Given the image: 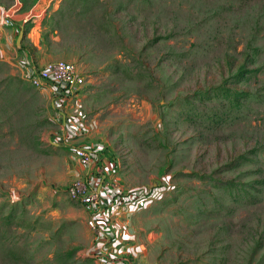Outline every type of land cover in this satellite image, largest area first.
Returning <instances> with one entry per match:
<instances>
[{"label": "rangeland", "instance_id": "rangeland-1", "mask_svg": "<svg viewBox=\"0 0 264 264\" xmlns=\"http://www.w3.org/2000/svg\"><path fill=\"white\" fill-rule=\"evenodd\" d=\"M0 6V264L105 261L64 191L74 146L97 141L147 199L113 220L112 262L264 264V0ZM56 59L85 81L64 103L26 78Z\"/></svg>", "mask_w": 264, "mask_h": 264}, {"label": "built area", "instance_id": "built-area-1", "mask_svg": "<svg viewBox=\"0 0 264 264\" xmlns=\"http://www.w3.org/2000/svg\"><path fill=\"white\" fill-rule=\"evenodd\" d=\"M10 17V11L0 6V23H7ZM26 78L35 87L52 86L59 103H64L71 95L81 92L85 84L83 74L73 63L64 59L50 60L39 66L30 65ZM74 151L78 161L86 166L89 172L85 176L74 179L64 188V191L71 200L85 208L94 232L105 237L104 241L101 239L103 243L101 251L104 254L106 249L103 247L110 242V237L113 239L115 235L112 228L114 217L121 215L132 205H136L137 208L144 207L147 199L142 191L127 192L109 179L110 161L103 142L74 146ZM13 198L20 199L15 194ZM112 239L110 244L115 240ZM113 252L111 250L105 254L106 259L102 264L118 262H112Z\"/></svg>", "mask_w": 264, "mask_h": 264}, {"label": "crops", "instance_id": "crops-1", "mask_svg": "<svg viewBox=\"0 0 264 264\" xmlns=\"http://www.w3.org/2000/svg\"><path fill=\"white\" fill-rule=\"evenodd\" d=\"M70 138L71 137H73V136H69ZM94 142V141H93ZM92 143V142H91ZM90 142L89 143H81L80 145H89V144H91ZM80 163V162H79ZM81 164V163H80ZM82 165V164H81ZM82 167H83V170H82V172H81V174H80V176H85L88 172H89V170H88V168L86 167V166H84V165H82ZM79 177V176H78ZM85 209V208H84ZM85 212H86V215L88 214L87 213V211L85 210ZM116 218H118V217H121V215L120 214H118V215H116L115 216ZM114 217V219H116ZM117 227H118V229H119V227H120V225L119 224H116V227H115V229H117ZM114 243H118L119 241L117 240V238L113 241ZM110 245H112V244H110ZM113 246V245H112ZM113 248H115V247H113ZM119 249H120V251H122V253H124V254H126L127 253V248L126 247H123L122 248V245L120 244V247H119ZM118 248H115V249H112V247L111 246H109L108 248H106V250H105V253L104 254H107L109 251H111L112 250V252H113V250L115 251V250H119ZM121 254V253H120ZM104 256H106V255H104ZM122 256V255H121ZM106 259V258H105ZM116 264H118V262L116 263Z\"/></svg>", "mask_w": 264, "mask_h": 264}, {"label": "water", "instance_id": "water-1", "mask_svg": "<svg viewBox=\"0 0 264 264\" xmlns=\"http://www.w3.org/2000/svg\"><path fill=\"white\" fill-rule=\"evenodd\" d=\"M22 36V35H21ZM20 39H21V37H20ZM20 39H19V41H20Z\"/></svg>", "mask_w": 264, "mask_h": 264}]
</instances>
